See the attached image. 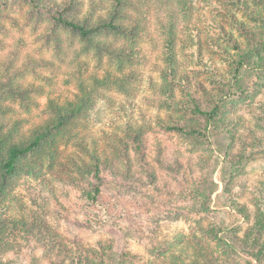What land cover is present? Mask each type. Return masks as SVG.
Wrapping results in <instances>:
<instances>
[{
	"label": "rangeland",
	"instance_id": "obj_1",
	"mask_svg": "<svg viewBox=\"0 0 264 264\" xmlns=\"http://www.w3.org/2000/svg\"><path fill=\"white\" fill-rule=\"evenodd\" d=\"M90 1L99 3L97 11L109 2L80 0L82 11ZM206 1L134 0L138 7L133 15L144 13V30L123 69L105 56L98 60L92 51L81 53L79 43L66 36L59 51L44 34L45 21L27 18L23 9L12 8L0 18V80L10 75L41 90L30 93L33 102L27 108L18 99L5 100L10 106L5 117L9 122L20 119L24 130L49 115V98L73 99L79 83L90 85L93 77L130 76L126 91L117 83L102 87L88 116L77 124L76 136L60 143L50 162L42 160L38 175L22 172L8 189L7 207L0 213L1 240L8 244L0 253L3 260L69 264L71 258L102 253L107 264H194L195 259L197 264H264L242 249H226L227 243L240 248L256 203L264 208V57L261 67L247 64L244 93L225 108V124L212 131L210 147L192 145L156 123L171 112L158 105L163 95L156 89L170 19L178 37V70L192 82L212 90L220 78L211 73L208 61L229 78L238 59L240 52L232 44L202 25L198 28L226 50L199 34V56L205 59L196 57L195 37L185 27L214 14L213 4ZM235 13L244 29L220 20L229 35L240 44L249 42L246 31L264 40V20L247 11ZM197 83L193 89L200 87ZM130 128L140 130L139 141L128 133ZM77 137L94 139L108 158L99 173L102 206L85 197L97 180L72 168L71 159L87 156L73 142ZM123 144L127 160L114 147ZM236 160L238 170L228 175V164ZM234 204L246 211L239 213Z\"/></svg>",
	"mask_w": 264,
	"mask_h": 264
},
{
	"label": "trees",
	"instance_id": "obj_2",
	"mask_svg": "<svg viewBox=\"0 0 264 264\" xmlns=\"http://www.w3.org/2000/svg\"><path fill=\"white\" fill-rule=\"evenodd\" d=\"M213 4L214 14L209 18L203 16L202 22L189 23L185 29L195 37L196 57L204 60L198 49L199 34L205 37L213 45L225 51L223 45L218 46V40H214L210 34L198 28L202 25L218 38L226 43L232 44L239 51L238 59L233 60L234 68L230 70L229 78L216 72L209 60V70L220 78V84L216 88L207 90L201 84L192 82L191 77L178 70V61L175 57V46L177 33L171 19L167 23L164 38V64L160 69L161 82L156 89L163 95L158 105L166 111H171L166 118L158 117L157 125L175 133L195 146L212 145L211 133L221 129L225 124V108L236 96L244 93L242 79L245 68L249 62L257 66H263L260 61L264 57V40L249 37V42L240 44L228 31L223 28L220 20L231 23L240 30L244 29L242 20L237 19L236 11H247L264 20V0H207ZM141 3V2H140ZM184 4L185 0H181ZM99 3L90 1L89 7L82 11L80 0H0V18L8 15L12 8L23 9L27 18L33 21L44 20L46 37L55 43L58 48L62 36L70 41H77L81 53L88 54L90 51L100 60L103 56L113 60L119 69L124 68L125 62L131 57V48L134 42L142 36L144 13L134 16L132 10L137 4L134 0H109L108 5L97 11ZM139 9V8H138ZM199 19V18H198ZM125 39V42L123 40ZM121 43L118 44V41ZM207 61V60H206ZM260 66V67H261ZM192 71H197L189 66ZM264 69V68H263ZM129 74L123 73L120 77L112 78L107 74L103 78L93 77L90 85L79 83L78 93L73 99L58 101L48 99L47 107L49 115L41 122L28 128L22 129L20 119L11 122L5 117L10 106L5 100H20L28 107L33 100L31 92L41 91L38 87L28 83L26 85L15 81L10 75L5 80H0V213L7 207L8 189L14 185L15 180L22 172L38 175L42 160L49 162L57 156L60 143H66L76 136V126L80 120L85 119L101 90L108 83H117L126 91V79ZM200 87L194 86L196 85ZM178 91V94H177ZM128 133L134 136L136 141L140 140V130L132 129ZM87 156L72 160V168L76 169L80 176H93L97 183L85 193L86 200L102 206V194L99 188L100 169L108 163V158L99 153L97 143L94 139L90 142L77 137L73 141ZM123 159L128 158L126 145L114 146ZM240 161L230 162L228 175H233L238 170ZM233 207L243 213L246 208L234 204ZM244 215V214H243ZM249 216L245 215L244 219ZM23 219V218H22ZM16 224V221H13ZM0 228V253L7 249V245L1 240ZM220 240L222 238L219 237ZM240 248L226 244L228 251H242L248 253L251 259L256 261L264 259V208L256 203L252 223L249 224L239 242ZM197 264L196 259L193 261ZM0 264H14L10 260H3L0 254ZM69 264H107L104 254H95L88 257L80 255L77 259H70Z\"/></svg>",
	"mask_w": 264,
	"mask_h": 264
}]
</instances>
